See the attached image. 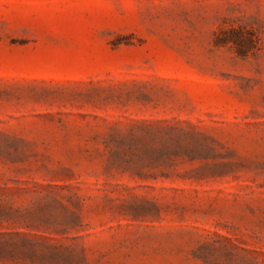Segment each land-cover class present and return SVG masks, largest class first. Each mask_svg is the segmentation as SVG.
Segmentation results:
<instances>
[{
    "label": "rangeland",
    "instance_id": "obj_1",
    "mask_svg": "<svg viewBox=\"0 0 264 264\" xmlns=\"http://www.w3.org/2000/svg\"><path fill=\"white\" fill-rule=\"evenodd\" d=\"M0 264H264V0H0Z\"/></svg>",
    "mask_w": 264,
    "mask_h": 264
}]
</instances>
